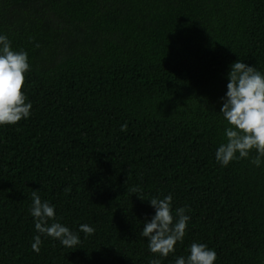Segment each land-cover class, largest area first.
Segmentation results:
<instances>
[{"label": "trees", "instance_id": "obj_1", "mask_svg": "<svg viewBox=\"0 0 264 264\" xmlns=\"http://www.w3.org/2000/svg\"><path fill=\"white\" fill-rule=\"evenodd\" d=\"M0 32L27 53L32 105L0 126V264H148L147 200L169 193L190 220L161 264L192 242L264 264V164L214 159L228 66L264 73V0H0ZM33 190L94 233L34 252Z\"/></svg>", "mask_w": 264, "mask_h": 264}, {"label": "clouds", "instance_id": "obj_2", "mask_svg": "<svg viewBox=\"0 0 264 264\" xmlns=\"http://www.w3.org/2000/svg\"><path fill=\"white\" fill-rule=\"evenodd\" d=\"M39 47V44H34ZM29 70L27 53L15 50L8 37L0 32V126L14 125L28 119L32 108L22 85ZM226 91L218 98V115L225 123L223 142L214 151V159L220 166L230 161L248 159L253 167L264 164V73L237 59L228 66L225 75ZM126 125H121V131ZM255 155L250 157V152ZM67 190V189H66ZM137 189L133 188L135 193ZM153 214L143 222L139 235L146 239L147 251L155 254L148 264H161L163 258L175 252V245L183 242L190 216L186 207L172 209V194L151 197L147 200ZM55 206L42 200L37 190L31 194L29 215L36 235L31 248L39 252L41 237H50L66 248H77L80 243L78 232L85 236L95 229L80 224L72 231L55 215ZM187 255L175 256L173 264H214L216 252L204 243L192 242L187 246Z\"/></svg>", "mask_w": 264, "mask_h": 264}]
</instances>
